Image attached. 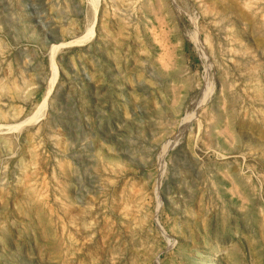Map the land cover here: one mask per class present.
I'll list each match as a JSON object with an SVG mask.
<instances>
[{
    "label": "rangeland",
    "instance_id": "obj_1",
    "mask_svg": "<svg viewBox=\"0 0 264 264\" xmlns=\"http://www.w3.org/2000/svg\"><path fill=\"white\" fill-rule=\"evenodd\" d=\"M0 264H264V0H0Z\"/></svg>",
    "mask_w": 264,
    "mask_h": 264
},
{
    "label": "bare ground",
    "instance_id": "obj_2",
    "mask_svg": "<svg viewBox=\"0 0 264 264\" xmlns=\"http://www.w3.org/2000/svg\"><path fill=\"white\" fill-rule=\"evenodd\" d=\"M97 10V3L94 5V9H93V16H92V22H91V25L90 27L88 28L87 30V34H91L92 33V28H93V24H94V20H95V11ZM84 35L85 37L87 36ZM85 37H81V38H78L76 39L75 41H72V42H77V41H82ZM72 42H69V43H72ZM67 44L66 43H60V44H57V45H53L51 48H50V64H51V73H50V76L48 78V90L51 88L52 86V83L56 77V68H55V63H54V56L56 55V53L64 46H66Z\"/></svg>",
    "mask_w": 264,
    "mask_h": 264
}]
</instances>
